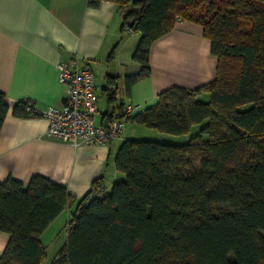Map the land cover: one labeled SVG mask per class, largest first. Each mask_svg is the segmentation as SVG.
I'll use <instances>...</instances> for the list:
<instances>
[{
	"label": "trees",
	"instance_id": "obj_1",
	"mask_svg": "<svg viewBox=\"0 0 264 264\" xmlns=\"http://www.w3.org/2000/svg\"><path fill=\"white\" fill-rule=\"evenodd\" d=\"M102 1L125 7V28L141 34L133 60L142 68L125 77L128 90L150 75L151 45L178 19L202 25L217 72L195 89L171 87L132 117L162 134L192 135L184 144L125 140L116 156L123 176L111 190L97 180L79 202L59 264H264V0L89 5ZM26 104L14 114L30 116ZM8 112L0 91V133ZM71 200L65 185L42 175L28 185L0 182V234L9 235L0 264H44L40 236Z\"/></svg>",
	"mask_w": 264,
	"mask_h": 264
},
{
	"label": "crops",
	"instance_id": "obj_2",
	"mask_svg": "<svg viewBox=\"0 0 264 264\" xmlns=\"http://www.w3.org/2000/svg\"><path fill=\"white\" fill-rule=\"evenodd\" d=\"M125 14L126 8L113 1L93 7L89 0H0V91L9 104L0 133V182L12 177L28 185L33 176L42 175L65 185L72 198L40 236L47 258L49 248L55 249L50 264L67 242L71 213L95 182L101 180L111 190L123 176L116 166L117 153L125 140L136 139L137 126L143 125L130 120L123 135L107 144L76 145L49 137L46 118L16 116L14 107L32 102L45 111L60 105L66 87L57 64L75 58L95 74L97 120L103 124L126 105L138 106L137 115L171 87L195 89L216 77L218 57L202 25L178 19L170 32L152 43L150 75L128 90L125 77L142 68L133 60L141 34L128 32ZM201 98L207 101L209 93ZM8 241V234H0V258Z\"/></svg>",
	"mask_w": 264,
	"mask_h": 264
},
{
	"label": "built area",
	"instance_id": "obj_3",
	"mask_svg": "<svg viewBox=\"0 0 264 264\" xmlns=\"http://www.w3.org/2000/svg\"><path fill=\"white\" fill-rule=\"evenodd\" d=\"M127 30L133 33L131 28ZM57 69L60 81L66 87L62 103L45 111L38 110L32 102L26 104V111L31 117H43L48 120L47 135L76 145L107 144L121 137L138 106L123 107L120 117L109 122V126L98 123V96L94 72L79 58L59 62ZM104 192L105 188L101 185L96 193L101 195ZM54 264H59V257L55 258Z\"/></svg>",
	"mask_w": 264,
	"mask_h": 264
},
{
	"label": "rangeland",
	"instance_id": "obj_4",
	"mask_svg": "<svg viewBox=\"0 0 264 264\" xmlns=\"http://www.w3.org/2000/svg\"><path fill=\"white\" fill-rule=\"evenodd\" d=\"M249 106L250 105H246L245 108H248ZM127 127L129 128L130 125L129 126L127 125ZM137 127H138L139 132H137L135 135H136V139H139V140H154V141H160V142H168L171 144H184L190 140V136L192 135V133H190V134H186L182 136H172V135L159 133L156 130L147 128L146 126H137ZM63 235L65 237L66 235L65 230L63 231V234L60 235V238H62ZM54 252H55L54 247H50L49 255H48V258L45 264L51 263L50 261L53 260L52 256Z\"/></svg>",
	"mask_w": 264,
	"mask_h": 264
},
{
	"label": "water",
	"instance_id": "obj_5",
	"mask_svg": "<svg viewBox=\"0 0 264 264\" xmlns=\"http://www.w3.org/2000/svg\"><path fill=\"white\" fill-rule=\"evenodd\" d=\"M133 25V23L131 24V26ZM105 126H109V121L107 120L104 124Z\"/></svg>",
	"mask_w": 264,
	"mask_h": 264
}]
</instances>
